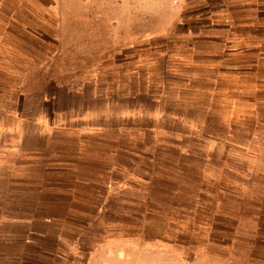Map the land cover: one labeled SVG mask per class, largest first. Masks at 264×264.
Instances as JSON below:
<instances>
[{"label": "rangeland", "instance_id": "1", "mask_svg": "<svg viewBox=\"0 0 264 264\" xmlns=\"http://www.w3.org/2000/svg\"><path fill=\"white\" fill-rule=\"evenodd\" d=\"M208 2L42 0L27 12L33 27L21 32L24 43L0 44V110L17 95L10 85L20 84L27 98L18 104L27 116L41 110L44 133L54 113L59 127L75 116L89 129L112 128L131 95L145 102L164 79L182 90L183 72L199 75L203 90L213 85L191 102L208 105L213 144L121 155L134 190L73 221L84 264H264V60L252 57L254 44L179 42L201 31L198 17L216 12ZM24 60L26 75L4 74Z\"/></svg>", "mask_w": 264, "mask_h": 264}, {"label": "crops", "instance_id": "2", "mask_svg": "<svg viewBox=\"0 0 264 264\" xmlns=\"http://www.w3.org/2000/svg\"><path fill=\"white\" fill-rule=\"evenodd\" d=\"M41 1L18 0L12 5L2 0L0 44L24 43L20 34L33 27L28 18L42 6ZM207 4L216 7V12L210 19L198 17L194 24L201 31L178 39L180 43L204 42L202 38L210 36L209 42L216 44H254L258 45L253 50L257 56L252 57L264 60V0H214ZM237 28L244 32L237 33ZM8 56L5 53L2 58ZM6 71L4 74L16 80L27 74L26 61L10 73ZM178 75L177 79H184L182 90L164 79L156 85L157 93L144 95L145 102L138 101L139 95H131L126 105L121 103V116L112 128L97 123L89 129L75 116L66 118L59 127L54 113L48 121L52 125L48 133L42 129L41 110L27 116L18 104L26 100V93L20 84L10 85L8 91L17 95L9 108L0 110V264H84L75 258L78 249L72 237L73 221L91 218L92 206L99 214L109 197L134 190L124 183L125 173L132 171L124 169L121 155H137L139 152L132 150L139 147L177 148L187 154L193 143L213 144L212 134L205 129L210 121L203 118L208 105L191 103L192 95L209 93L213 85L203 90L196 85L202 83L199 75Z\"/></svg>", "mask_w": 264, "mask_h": 264}]
</instances>
